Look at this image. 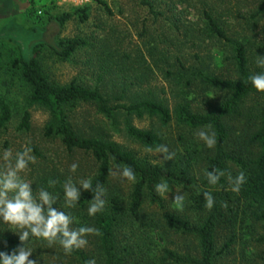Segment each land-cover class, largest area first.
I'll return each mask as SVG.
<instances>
[{
    "label": "rangeland",
    "instance_id": "rangeland-1",
    "mask_svg": "<svg viewBox=\"0 0 264 264\" xmlns=\"http://www.w3.org/2000/svg\"><path fill=\"white\" fill-rule=\"evenodd\" d=\"M148 1L149 5L142 4L141 0H0V100L9 106L12 115L6 130L0 129V152L11 149L15 154L25 147L31 148L34 162H30L20 175L33 184L35 191L46 189L44 180L52 178H55L53 183L60 181L62 185L71 179L79 187L78 182L91 179L96 170L90 155L82 151L68 152L58 139L45 136L44 127L49 120L47 111L26 104L28 88L10 66V61L19 56L28 57L35 44H43L41 65L53 82L65 84L74 79L87 87L98 86L112 100L123 93L125 102L154 95L171 113L182 101L189 102L194 111H209L226 97L223 90L202 85L194 73L200 70L223 79H237L233 42L245 47L248 68L253 74L258 73L257 54L264 56V16L255 14L260 0ZM67 13L71 16L62 23L55 19ZM207 16L215 20L231 43L209 32ZM71 38H82L88 45L67 60H58L48 45ZM192 72L193 84L188 86L186 79ZM258 102L257 96L245 101L247 108L252 107V115ZM25 110L30 112V129L26 132L18 129ZM70 119L85 135L110 139L139 160L151 164L172 163L176 157L184 160L192 155L190 168L194 185L183 190L168 184L166 196L159 195L162 206L147 202L139 217H127L119 224L116 235L127 264H149V257L157 256L163 247L197 256L196 238L167 229L161 225V219L167 211H178L197 221L208 210L204 207L203 193L222 190L201 183L205 159L212 155V149L198 133H212L206 128L180 127L174 120L161 126L156 119L146 115L141 118L129 116L135 127L153 129L163 137V147L168 150L163 153L159 149H147L128 137L123 114L117 117L115 127L93 105L82 103L72 110ZM239 119L230 122L238 128V124L251 120L242 118L239 122ZM74 163L78 167L72 171ZM121 169L112 167L110 188L127 200L134 182L124 178ZM229 186L226 187L228 192L232 191ZM176 195L184 196L181 205L175 202ZM55 206L72 215L71 228L86 226L93 229L84 235L87 243L81 248L95 264H103L88 207L83 210L66 208L64 198ZM224 220L218 228V248L230 234ZM9 227L12 226L0 223L1 229L13 232ZM256 227L253 233L246 223L243 226L236 224V240L219 264H256L264 259V245L254 241L263 230ZM32 249L39 264H74L55 244H40Z\"/></svg>",
    "mask_w": 264,
    "mask_h": 264
},
{
    "label": "trees",
    "instance_id": "trees-1",
    "mask_svg": "<svg viewBox=\"0 0 264 264\" xmlns=\"http://www.w3.org/2000/svg\"><path fill=\"white\" fill-rule=\"evenodd\" d=\"M141 3L149 5L148 0H141ZM255 14L264 16V0H260ZM70 16L71 14L67 13L55 19L62 23ZM207 17L209 32L231 43L232 41L215 20L210 16ZM87 45L88 42L82 38H71L61 39L56 44L48 46L58 60L65 61ZM42 47V43L35 44L28 57L14 58L10 61V66L28 88L25 98L27 106H38L48 113L49 120L44 127V135L58 139L68 152L82 151L90 155L96 164L95 173L90 179L93 190L81 189L80 199L74 207L78 210L89 207L96 194L94 190L98 186L103 189L101 199L105 201L104 207L93 215V226L103 264L128 263L117 241L116 231L119 224L127 217H139L147 202L162 206V200L155 190L156 184L167 182L180 186L183 190L191 188L195 183L190 168L193 161L190 155L184 160L176 157L172 163L151 164L139 160L131 151L123 149L110 139L85 135L71 123L70 119L72 110L82 103L93 105L97 112L115 127H117V117L123 114L127 136L147 149H160L164 143L163 137L153 129L135 127L130 123L129 116L141 118L146 115L156 119L161 126H167L174 120L180 127L192 130L206 128L214 135L216 142L209 148L212 149V155L205 159L201 180L203 185L218 186L222 189L208 191L214 199L213 207L208 208L197 221L190 220L187 215H182L178 211H167L161 219V225L167 229L195 237L198 242V255L182 254L163 247L159 249L157 256L149 257V264H219L224 253L236 240L238 223L240 226L246 223L253 233L256 232V226H260L263 231L254 238V241L264 245V92L257 91L248 79L253 73L248 68L246 49L242 44L233 42L232 45L237 79H223L200 70L194 73L195 79L202 85L223 90L227 94L226 97L205 112L194 111L187 101L178 102L173 113L154 95L149 94L148 97L125 102L123 93L112 100L102 93L98 86L87 87L74 79L65 84L53 82L41 65ZM260 72H264V68L260 67L258 73ZM192 84L193 72L190 78L186 79V85ZM251 96L260 99L253 115L252 107L247 108L245 103ZM11 116L9 106L0 100V129L6 130ZM236 118H240L239 122L242 118H251V120L248 119L245 124H238L237 128L230 122ZM18 129L25 132L30 129L28 110L22 113ZM113 166L130 167L136 176L127 200L118 193L112 192L110 188ZM210 171L224 173L215 185L209 184L206 178V172ZM241 172L245 176V181L240 185V190L228 192L226 187H230L229 185L233 187L234 178ZM53 180L55 178L45 179L44 187L61 200L64 198L63 185L60 181L53 183ZM223 219L230 228V234L218 248V228ZM4 229L0 228V251L11 253L12 249L20 244L19 237L16 233ZM40 244L49 243L32 238L26 246L32 249ZM52 244L61 247L58 242ZM63 252L74 264H88L91 260L89 254L82 248L73 249L70 253L64 250ZM33 255L29 258L35 259ZM256 264H264V259Z\"/></svg>",
    "mask_w": 264,
    "mask_h": 264
},
{
    "label": "clouds",
    "instance_id": "clouds-1",
    "mask_svg": "<svg viewBox=\"0 0 264 264\" xmlns=\"http://www.w3.org/2000/svg\"><path fill=\"white\" fill-rule=\"evenodd\" d=\"M256 63L264 68V56L257 54ZM248 79L257 91L264 92V72L252 74ZM198 135L209 148L213 147L216 142L214 135L209 132L200 131ZM31 151V148L25 147L23 151H17L15 154L11 149H4L0 152V160L3 161V165L0 166V223L12 226L9 228L18 235L20 241L11 253L0 251V264H37L36 259L29 258L34 253L33 249L26 246L32 238L45 240L49 244L58 242L66 253H70L73 249L83 247L87 243L84 235L93 231L92 228L86 226L78 229L71 228L70 225L74 221L72 215L61 208L54 207L57 196L44 188L35 191L33 184L22 178L20 174L27 169L30 162H34L35 158L30 155ZM159 151L167 153L168 150L162 146ZM77 167L78 165L74 163L71 165V170L75 171ZM120 174L129 181L135 182L136 180L130 167H123ZM205 175L209 184L215 185L224 173L210 171ZM244 181L245 176L241 172L233 180L232 191L238 192ZM78 183L79 188L69 179L63 185L66 208L74 207L79 201L81 189L93 190L90 179H82ZM168 188L167 182L155 185L156 192L162 197L166 196ZM94 191L96 194L92 198L93 202L87 209L89 216L101 211L105 204L104 199H101L103 189L98 186ZM203 195L206 207L211 209L214 204L212 194L204 192ZM174 200L177 205H181L184 196L176 195ZM88 264H95V261L90 260Z\"/></svg>",
    "mask_w": 264,
    "mask_h": 264
},
{
    "label": "built area",
    "instance_id": "built-area-1",
    "mask_svg": "<svg viewBox=\"0 0 264 264\" xmlns=\"http://www.w3.org/2000/svg\"><path fill=\"white\" fill-rule=\"evenodd\" d=\"M38 14H40V11H38Z\"/></svg>",
    "mask_w": 264,
    "mask_h": 264
}]
</instances>
